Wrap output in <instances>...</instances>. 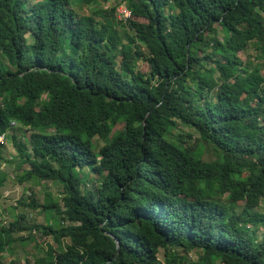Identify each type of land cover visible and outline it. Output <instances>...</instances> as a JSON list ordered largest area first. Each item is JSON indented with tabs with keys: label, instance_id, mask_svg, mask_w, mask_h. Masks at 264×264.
<instances>
[{
	"label": "trees",
	"instance_id": "trees-1",
	"mask_svg": "<svg viewBox=\"0 0 264 264\" xmlns=\"http://www.w3.org/2000/svg\"><path fill=\"white\" fill-rule=\"evenodd\" d=\"M113 1L0 0V135L62 193L19 201L60 223L18 213L0 257L39 230L37 264H264V0Z\"/></svg>",
	"mask_w": 264,
	"mask_h": 264
},
{
	"label": "rangeland",
	"instance_id": "rangeland-1",
	"mask_svg": "<svg viewBox=\"0 0 264 264\" xmlns=\"http://www.w3.org/2000/svg\"><path fill=\"white\" fill-rule=\"evenodd\" d=\"M75 4L81 5L78 8V12L80 13H90L94 8H110L115 2L113 0H109L106 3H85L82 0H73ZM120 4V3H119ZM116 5V12L118 13L119 8ZM115 15L117 16V13ZM119 18V15L117 19ZM244 58V55L241 56ZM140 68L143 70L145 68L144 63H139ZM262 74L264 75V69L262 70ZM120 125L117 126L119 128ZM190 129L186 127L176 128L172 131V134H169V138L173 142L179 143L180 140H186L185 133H190ZM179 134H181L179 136ZM181 138V139H180ZM4 141V147L2 150L3 157L5 159H0V172L5 174V179L3 185L0 187V225H6L10 221L16 218L18 213H25L27 220L31 218L34 222L41 223L43 225H49L52 227H57L60 223V215L57 214L54 210H43L40 207L31 208L28 206H23L19 203L20 200H24L25 202L30 201V197L32 196L34 201L41 205L48 195L53 198L55 202L58 204L61 203V186L54 181H42L38 179H30L28 181L20 182L18 177L21 175L22 169L25 170L28 168V165L23 163H19L17 156L15 154V149L9 139L7 137ZM95 144L101 146L105 143L104 140L94 139ZM205 158L210 159L212 155L209 153H205ZM84 180L86 182V187H92L93 184L96 183V174L92 172L90 168H86L84 171ZM264 210V202L261 204ZM259 238V237H258ZM67 240H62L59 244L60 247L64 245ZM39 245V249L41 252H37L35 246ZM57 243H55L51 237V235H43L39 230H33V237L26 239L24 241H15L13 242L9 249L11 253L3 252L2 259L3 264H11L12 262H20L22 264H37L35 262V258L42 256L50 246L57 247ZM58 248V247H57ZM162 254L160 253L158 258L162 259ZM189 259H195L196 253L191 251L187 253ZM186 264H190L186 263Z\"/></svg>",
	"mask_w": 264,
	"mask_h": 264
},
{
	"label": "built area",
	"instance_id": "built-area-1",
	"mask_svg": "<svg viewBox=\"0 0 264 264\" xmlns=\"http://www.w3.org/2000/svg\"><path fill=\"white\" fill-rule=\"evenodd\" d=\"M117 9H118L119 18L126 20L127 18L130 17V11L128 10V8L124 4L119 5V8H117ZM12 124H14V122H11V125ZM4 138H5L4 134H1L0 135V142L3 141Z\"/></svg>",
	"mask_w": 264,
	"mask_h": 264
},
{
	"label": "water",
	"instance_id": "water-1",
	"mask_svg": "<svg viewBox=\"0 0 264 264\" xmlns=\"http://www.w3.org/2000/svg\"><path fill=\"white\" fill-rule=\"evenodd\" d=\"M116 243H117V246H118V241H117V239H116Z\"/></svg>",
	"mask_w": 264,
	"mask_h": 264
},
{
	"label": "clouds",
	"instance_id": "clouds-1",
	"mask_svg": "<svg viewBox=\"0 0 264 264\" xmlns=\"http://www.w3.org/2000/svg\"><path fill=\"white\" fill-rule=\"evenodd\" d=\"M121 5V4H120ZM119 7V6H118ZM117 16H118V13H117ZM13 122V121H12ZM11 124V123H10Z\"/></svg>",
	"mask_w": 264,
	"mask_h": 264
}]
</instances>
